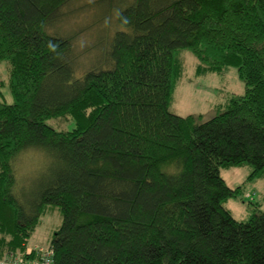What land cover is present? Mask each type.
Segmentation results:
<instances>
[{"label":"trees","instance_id":"16d2710c","mask_svg":"<svg viewBox=\"0 0 264 264\" xmlns=\"http://www.w3.org/2000/svg\"><path fill=\"white\" fill-rule=\"evenodd\" d=\"M69 1L0 0L14 100L0 102V254L54 206L53 264H264V210L236 219L224 202L241 187L220 174L264 177V0H119L104 64L79 75L55 33ZM183 49L198 75L235 67L245 92L206 120L172 113ZM60 116L73 128L46 123ZM29 148L52 166L26 208L14 171Z\"/></svg>","mask_w":264,"mask_h":264},{"label":"rangeland","instance_id":"374dc122","mask_svg":"<svg viewBox=\"0 0 264 264\" xmlns=\"http://www.w3.org/2000/svg\"><path fill=\"white\" fill-rule=\"evenodd\" d=\"M118 1L70 0L62 8L61 21L55 33L73 39L75 70L78 75L104 64L106 42H109L118 27L115 19L117 12L112 7L115 4L119 8V3L116 4ZM180 54L184 71L174 84L169 107L172 113L181 116L202 115V119L206 120L225 108L232 94L241 95L245 92L244 81L238 77L235 67H228L223 73L207 72L198 75L195 72L197 58L186 49L181 50ZM7 81L8 65L0 61V102L12 104L14 100ZM46 123L57 130L73 128V120L68 116L51 118ZM51 166V158L37 149H26L18 156L14 171L15 192L26 208L35 200L41 181ZM251 171L249 164L220 171L228 186L241 187L236 198L224 202V206L231 210L236 219H247L253 210H264V177L249 179ZM61 221L58 208L47 206L27 241L28 246H47Z\"/></svg>","mask_w":264,"mask_h":264},{"label":"built area","instance_id":"2783aa9c","mask_svg":"<svg viewBox=\"0 0 264 264\" xmlns=\"http://www.w3.org/2000/svg\"><path fill=\"white\" fill-rule=\"evenodd\" d=\"M53 257V249L48 245L25 246L0 254V264H53Z\"/></svg>","mask_w":264,"mask_h":264},{"label":"crops","instance_id":"0c3cea01","mask_svg":"<svg viewBox=\"0 0 264 264\" xmlns=\"http://www.w3.org/2000/svg\"><path fill=\"white\" fill-rule=\"evenodd\" d=\"M7 239H8V237H7ZM27 241H28V240H27ZM26 246H28L27 242H26Z\"/></svg>","mask_w":264,"mask_h":264},{"label":"bare ground","instance_id":"6f19581e","mask_svg":"<svg viewBox=\"0 0 264 264\" xmlns=\"http://www.w3.org/2000/svg\"><path fill=\"white\" fill-rule=\"evenodd\" d=\"M24 249V248H23ZM16 250V249H15Z\"/></svg>","mask_w":264,"mask_h":264}]
</instances>
